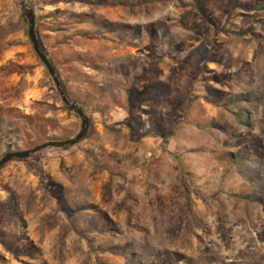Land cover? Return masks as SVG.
Masks as SVG:
<instances>
[{"label": "rangeland", "instance_id": "1", "mask_svg": "<svg viewBox=\"0 0 264 264\" xmlns=\"http://www.w3.org/2000/svg\"><path fill=\"white\" fill-rule=\"evenodd\" d=\"M86 138L0 172V264H264V0H25ZM0 0V160L72 139Z\"/></svg>", "mask_w": 264, "mask_h": 264}, {"label": "water", "instance_id": "2", "mask_svg": "<svg viewBox=\"0 0 264 264\" xmlns=\"http://www.w3.org/2000/svg\"><path fill=\"white\" fill-rule=\"evenodd\" d=\"M24 1L25 0H20L23 14L28 23V37L32 44L33 51L37 55V57L39 58L43 66L46 68L49 76L52 78L53 83L62 98L63 103L67 105L69 111L74 112L80 118L81 128H80V131L76 134V136H74L72 139L65 140V141H50L40 146H37L31 150L10 152V153L5 154L0 160V172L4 165H6L7 163L11 162L14 159H19V160L28 159L30 156L38 152H41L43 150H46L48 148L61 149V148L76 146L77 144H79L86 138L88 134V130H89V118L84 114L82 108L78 106L76 102L69 103L63 91L61 90V84L57 77L56 71L53 68L49 58L42 51L39 40L37 38V35L35 32L34 12L24 5Z\"/></svg>", "mask_w": 264, "mask_h": 264}]
</instances>
